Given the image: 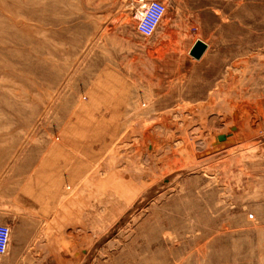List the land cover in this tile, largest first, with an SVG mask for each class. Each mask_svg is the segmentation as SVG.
Wrapping results in <instances>:
<instances>
[{
    "label": "rangeland",
    "instance_id": "1",
    "mask_svg": "<svg viewBox=\"0 0 264 264\" xmlns=\"http://www.w3.org/2000/svg\"><path fill=\"white\" fill-rule=\"evenodd\" d=\"M165 3L0 12V223L45 264H264V0Z\"/></svg>",
    "mask_w": 264,
    "mask_h": 264
},
{
    "label": "crops",
    "instance_id": "2",
    "mask_svg": "<svg viewBox=\"0 0 264 264\" xmlns=\"http://www.w3.org/2000/svg\"><path fill=\"white\" fill-rule=\"evenodd\" d=\"M38 152L39 149H27L22 154L21 174L23 178L31 174L33 166L39 161L41 154ZM0 219H2V216H0ZM3 219H7V217H3ZM38 230V228L35 229L29 226L22 227V239L20 242L12 241L7 254L3 255L1 260L8 264H45L40 256L35 257L34 254L32 255L34 252L28 247L31 237L39 235ZM34 250L40 252L39 248Z\"/></svg>",
    "mask_w": 264,
    "mask_h": 264
},
{
    "label": "built area",
    "instance_id": "3",
    "mask_svg": "<svg viewBox=\"0 0 264 264\" xmlns=\"http://www.w3.org/2000/svg\"><path fill=\"white\" fill-rule=\"evenodd\" d=\"M134 27L143 37H151L157 30L166 13L165 0H136ZM11 229L8 224L0 223V256L7 254Z\"/></svg>",
    "mask_w": 264,
    "mask_h": 264
},
{
    "label": "bare ground",
    "instance_id": "4",
    "mask_svg": "<svg viewBox=\"0 0 264 264\" xmlns=\"http://www.w3.org/2000/svg\"><path fill=\"white\" fill-rule=\"evenodd\" d=\"M11 6H12V9H11ZM51 6H52V4H51ZM13 8H14V10H13ZM46 11H49V0H11L10 3L8 2V0H0V12L3 15L5 14L4 16L7 17V19L11 22L12 26H15V27L22 26V27H25V30L30 29V27L32 26L33 20H35L37 22H41V23L46 22V21L49 22V16L44 14ZM7 12H9L8 16L6 15ZM6 21L4 20V22H2L0 20V25L5 23ZM234 133L236 134V132H234ZM158 137H159V135H158ZM219 139L222 140L223 136H222V138H220V136H219ZM236 139H238V138H235V140ZM234 142L232 143L233 145L236 144ZM154 176H155V174H154ZM104 228H105V226H104Z\"/></svg>",
    "mask_w": 264,
    "mask_h": 264
},
{
    "label": "water",
    "instance_id": "5",
    "mask_svg": "<svg viewBox=\"0 0 264 264\" xmlns=\"http://www.w3.org/2000/svg\"><path fill=\"white\" fill-rule=\"evenodd\" d=\"M206 49V44L201 40H196L190 49V55L196 59H199ZM222 138V136H220Z\"/></svg>",
    "mask_w": 264,
    "mask_h": 264
}]
</instances>
